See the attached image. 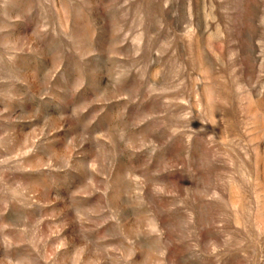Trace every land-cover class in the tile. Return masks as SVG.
<instances>
[{
    "label": "rangeland",
    "instance_id": "374dc122",
    "mask_svg": "<svg viewBox=\"0 0 264 264\" xmlns=\"http://www.w3.org/2000/svg\"><path fill=\"white\" fill-rule=\"evenodd\" d=\"M0 264H264V0H0Z\"/></svg>",
    "mask_w": 264,
    "mask_h": 264
}]
</instances>
